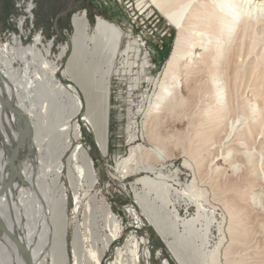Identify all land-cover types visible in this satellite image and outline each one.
<instances>
[{"label":"bare ground","instance_id":"obj_1","mask_svg":"<svg viewBox=\"0 0 264 264\" xmlns=\"http://www.w3.org/2000/svg\"><path fill=\"white\" fill-rule=\"evenodd\" d=\"M142 1L146 6V0ZM148 1L177 30L164 72L166 80L151 110L165 107L174 112L187 107L192 100L182 95L179 80L188 84L193 79L194 84L186 85V90L194 95L200 89L198 84L207 78L213 95L199 106L202 124L207 127L227 114L242 55L246 60L254 59L250 68L259 62L264 68V52L257 57L256 51L264 35V0ZM73 25V51L64 72L76 80L85 102L78 87L56 77L55 62L48 60L36 45L0 48V96L6 103L0 98V264H102L119 235L120 224L110 205L95 195L89 197L97 173L89 152L79 142V118L106 156L111 76L121 70L134 72L135 67H139V74L145 73L152 53L102 16L97 17L92 31L84 14H76ZM64 51L65 48L61 55ZM116 59H122V66L116 68ZM225 59L229 65L221 72L218 66ZM18 60L24 66L16 69L14 63ZM249 93L244 117L233 122L225 138L228 147L241 131L247 141L255 142L262 134L264 143L261 87L259 90L255 86ZM9 105L24 113L26 119L11 111ZM258 126L262 127L256 133ZM227 152L229 156L231 151ZM155 153L165 158L161 146L155 148ZM144 155V149L135 146L131 155L118 163L119 172L128 178L133 176ZM244 155L249 162L255 158L249 149ZM143 168L151 173L155 170L150 165ZM15 172L18 176H14ZM158 173L156 179L144 176L136 181L143 186L136 194L137 202L150 224L178 264H217L218 251L207 248L212 220L203 206L197 203V213L189 218L171 207L175 196L193 200L198 195L194 184L191 182L179 193ZM247 192L253 202L261 201L257 188H247ZM151 194L153 200L149 198ZM71 218L75 222L72 230ZM99 220L104 223L101 230ZM124 255L129 257L125 259ZM149 256L147 240L138 242L134 238L117 245L106 264H150ZM162 264L170 263L162 259Z\"/></svg>","mask_w":264,"mask_h":264},{"label":"rangeland","instance_id":"obj_2","mask_svg":"<svg viewBox=\"0 0 264 264\" xmlns=\"http://www.w3.org/2000/svg\"><path fill=\"white\" fill-rule=\"evenodd\" d=\"M146 2L145 12L135 21L131 8L120 5L115 0H0V48L7 46L9 49H17L36 45L48 60L55 62L58 67L56 77L63 83L78 87L84 102L83 90L75 79L64 72L73 51V18L76 14H84L88 18L91 31L98 16L116 23L127 35L136 39L140 45L144 44L147 51L152 53L149 56L150 67L145 73L139 74V67H135L134 72L121 70L111 76L106 156L99 149L93 133L83 124L82 117L79 118V142L89 152L97 173V182L89 197L95 195L100 201L106 200L120 224L118 238L108 249L102 264H106L114 255L117 245H124L134 238L138 242L147 240L150 264H162V259H167L170 264H178L168 245L150 224L137 202L136 194L142 191L143 186L136 181L144 176L156 179L158 172L179 193L184 192L191 182L194 184L198 194L195 200L175 196L171 207L183 218H189L197 213V203L203 206L206 215L212 220L207 248L218 251L215 261L217 264H262V134L254 142L253 139L244 140L242 131L237 132L234 138L238 140L229 147L225 138L231 131L233 122L244 117L251 96L250 90L255 86L260 90L261 87V96L264 97V68H261L262 64L259 62L256 69H251L249 65L254 66V59L250 60L249 57L246 60L242 55L238 61L237 86L227 103V114L207 127L202 124L204 120L199 111L201 101H206L213 95L207 78L198 84L200 89L194 95L191 90H186V85L194 84L195 81L191 79L188 84H184V79L179 80L183 84L180 88L182 95L192 100L187 107L174 112H169L165 107L151 110L161 83L166 80L164 72L173 51L177 30L154 5L148 0ZM262 40H259L256 47L257 57L264 54V35ZM121 62L122 59H116V68L122 66ZM228 65L229 60L225 59L218 67L223 72ZM14 66L18 69L24 63L18 60ZM262 126L256 128V133ZM241 142L246 143L247 147ZM138 145L144 149L145 155L138 160L139 165L133 171V176L128 178L119 172L118 163L127 159L132 149ZM157 146L164 150L165 158H160L155 153ZM245 149L255 153L251 162L244 155ZM228 150L231 151L229 156ZM149 165L155 168L154 172L143 168ZM251 187L258 189L260 202L255 203L249 198L247 188ZM149 198L153 200L154 194ZM86 201L87 198L83 200L80 210L81 220ZM73 220L71 218V230L75 226ZM97 223L101 230L103 221L99 220ZM101 232L105 233L104 230ZM128 257L129 255H124L125 259Z\"/></svg>","mask_w":264,"mask_h":264},{"label":"built area","instance_id":"obj_3","mask_svg":"<svg viewBox=\"0 0 264 264\" xmlns=\"http://www.w3.org/2000/svg\"><path fill=\"white\" fill-rule=\"evenodd\" d=\"M114 1V0H113ZM116 3L120 5H125L127 8H131L132 14L135 15V21L138 19L139 15L145 12L146 6L142 0H115ZM133 21V23H135Z\"/></svg>","mask_w":264,"mask_h":264},{"label":"water","instance_id":"obj_4","mask_svg":"<svg viewBox=\"0 0 264 264\" xmlns=\"http://www.w3.org/2000/svg\"><path fill=\"white\" fill-rule=\"evenodd\" d=\"M0 98H1V101L3 102V104H6L5 101H4V99H3L1 96H0ZM9 108H10V110L13 111L15 114L19 115V117H20L21 119H26V115H25L24 113H22V112H19L15 107H12L11 105H9ZM14 156H15V154H14V152H13V153L11 154V165L13 164ZM14 176H18V173L15 172V173H14ZM29 264H31V263H29Z\"/></svg>","mask_w":264,"mask_h":264}]
</instances>
